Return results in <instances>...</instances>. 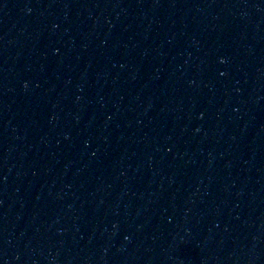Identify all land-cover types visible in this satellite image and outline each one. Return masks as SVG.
<instances>
[{"label": "water", "instance_id": "1", "mask_svg": "<svg viewBox=\"0 0 264 264\" xmlns=\"http://www.w3.org/2000/svg\"><path fill=\"white\" fill-rule=\"evenodd\" d=\"M0 264H264V0H158L0 196Z\"/></svg>", "mask_w": 264, "mask_h": 264}]
</instances>
